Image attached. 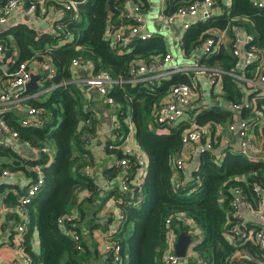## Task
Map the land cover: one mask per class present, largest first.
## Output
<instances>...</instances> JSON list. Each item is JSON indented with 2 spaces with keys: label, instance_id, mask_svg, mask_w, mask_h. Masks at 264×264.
Segmentation results:
<instances>
[{
  "label": "trees",
  "instance_id": "obj_1",
  "mask_svg": "<svg viewBox=\"0 0 264 264\" xmlns=\"http://www.w3.org/2000/svg\"><path fill=\"white\" fill-rule=\"evenodd\" d=\"M7 1L0 0V8ZM34 1L37 0H24V7L28 8ZM66 1L45 0V5L63 9ZM126 1H82L78 5L77 15L73 11H66L51 32L39 33L26 24L17 25L12 30L20 48L19 61L33 57L41 60L43 55H47L56 68L54 76L45 79L40 89H47L41 94L50 92L47 99H39V94L28 100L29 104L44 110L41 125H19L17 117L7 113L12 128L18 131L22 141L30 142L31 150H37V157L0 147V172L4 168L23 170L34 180L37 177L36 167H41L43 172L42 189L38 197L26 206L28 224L23 240L24 251L31 257V264H163L167 220L170 219L176 231H187L193 236L190 245L194 252L186 258V264H233L235 262L231 261V256L241 245L232 243L225 235L232 226L230 223L236 221L230 214L233 192L236 187H241L256 200L253 186L260 184L264 187V160H252L244 153L229 148L224 150L225 155L219 160L217 153L206 150L200 154L197 167L191 174L186 171L176 173L172 157L183 149V138L187 131L192 128L205 130L218 146L220 135H216V130L234 120V111L227 104L212 102L195 114L193 122L188 119L169 125L158 122L157 112L171 87L180 83L193 84L192 72H176L170 77L147 82L115 84L110 90L115 106L100 95L119 121V127L114 128L115 139L105 146L106 152L116 157L106 171L109 179L115 181L109 194H103L96 176H88L84 171L86 165L92 168L96 165L91 145L97 135L98 119L86 112L88 97L86 89L77 83L79 72L72 66L73 60L83 56L84 60L94 63L95 72L107 70L114 78L127 79L131 64L148 63L168 52L167 44L159 34L135 41L132 49L123 53L112 46L108 30L110 26L121 24ZM134 1L142 12L150 7V0ZM165 1V13L170 14L194 0ZM232 1L231 14L225 15L219 26H241L247 34L253 35L251 45L264 54V7L256 6L252 0ZM211 19L198 20L197 28L208 27ZM66 34H70L72 40L62 42ZM208 37L200 38L186 33L182 39L184 53L192 54ZM0 42L6 45L8 54L13 55L7 34L0 35ZM237 60L232 52L220 48L212 56H203L200 63L221 67V95L225 103L232 107L249 97L252 106L243 109L242 114L252 115L254 104L257 109L264 110V95L252 90L246 97L236 76L230 73L236 72ZM243 72L245 76L254 78L260 70L254 64L244 68ZM129 117L135 130L136 145L149 159L142 185L144 200L140 205H121L125 219L111 235L112 240L120 245V250L117 253L113 250L102 251L98 241L87 243L82 231H85L83 225L90 232L93 228L104 229L107 220L99 219L94 227L84 220L94 203H98L96 214L109 197L124 199L131 196L130 192L122 189L120 179L125 169L116 162L124 155L121 145L129 133ZM137 171L138 165L133 163L128 170L132 185ZM178 181H181L180 185L176 186ZM45 192H49L46 197ZM132 195H137V189L134 188ZM10 198L15 205L21 202V196L11 194ZM73 211L78 212V218L67 223V228L77 230L80 240H74L60 227L62 216ZM22 221L19 217V223ZM191 223L199 230L192 231ZM36 229L40 236V252L33 248ZM241 247L259 251L256 244L247 243Z\"/></svg>",
  "mask_w": 264,
  "mask_h": 264
},
{
  "label": "built area",
  "instance_id": "obj_2",
  "mask_svg": "<svg viewBox=\"0 0 264 264\" xmlns=\"http://www.w3.org/2000/svg\"><path fill=\"white\" fill-rule=\"evenodd\" d=\"M85 0H67L65 8L61 9L62 14L66 11H73L75 15L78 12V5ZM258 7L264 6L263 0H252ZM216 3V0H194L189 5L179 6L173 13L166 14L167 21L173 23L179 19L185 20V18H197L200 21L208 20L212 17V6ZM46 4L45 0H37L32 2L28 9L31 12H36L40 7ZM24 0H8L0 8V24L6 23L9 16L19 8L24 7ZM144 13L140 11L139 4L134 0H127L123 14L121 16V26H110L108 30V38L112 46L119 52L123 53L126 50L132 49V44L139 40H146L153 36L149 32L147 24L144 21ZM125 23V24H124ZM189 19L184 21V28H188L191 25ZM60 27V26H59ZM234 37H233V53L237 56L236 62L237 69H240L247 65L257 64L260 72L257 75V79L245 76L246 83L256 85L255 88H251L254 91L259 92L260 95H264V54L258 51L251 42L254 40L253 35L247 34L244 29L239 25H233ZM70 34H66L69 38ZM221 42V36H211L206 38L202 44L197 48L198 54L196 55L195 64L192 67L187 66H171L166 68V64L173 58L170 52H167L163 57L153 58L148 63L140 62L133 63L129 68V77L124 79L123 77L114 78L112 74L107 70L94 71V63L89 60H84L83 56L75 58L72 62V66L77 72L80 68L90 69L89 76L85 78L87 84L94 86L99 94L112 106H115L114 98L110 95V90L115 84L122 85L126 81L132 83L147 82L154 79H161L170 77L176 72H191L196 70L198 73L206 74L211 84H221L220 73L222 69L212 66H204L200 63L203 56L213 55L217 51L218 44ZM47 58H49L47 56ZM45 58L44 60L28 59L24 61L15 60L13 55L8 54L6 45L0 42V144L6 148H16L14 143H21L26 147L30 146L29 141H22L17 130L13 129L10 125L7 113L17 115V112H23L24 117L19 118V125L22 126H39L42 124L44 110L40 107H36L28 103V100L38 97L39 94L44 93L47 89L37 90V92L30 93L27 91V83L31 80L35 73L33 63L39 64V69L43 71L42 85L45 79L52 78L55 74L56 68L54 65ZM232 75L237 76L235 72H230ZM67 82H63L66 84ZM55 86V85H54ZM51 86V87H54ZM195 84L180 83L174 84L170 92L163 99V102L157 112L158 122L164 125L176 124L181 120H191L193 122V116L189 112V108L192 104V99L197 92H195ZM235 108L246 107L250 108L251 104L245 102L243 104L236 103ZM254 118L250 119L244 117V119L237 125V131L240 136L241 152L248 158L256 160L251 155L254 142L252 138V132L254 128L264 120L263 113L258 112ZM182 118V119H180ZM129 122V121H128ZM11 123H14L11 121ZM129 133L124 137L121 148L123 150V156L117 159V163L123 167L124 174L121 177V186L124 192H130L131 196L126 198L115 199L118 207L117 223L118 226L125 219V213L121 205L133 206L140 205L144 200V192L142 185L144 182L145 174L138 172L147 166L148 160L144 153L131 144L134 139V128L132 123L129 122ZM119 127V121L114 120V128ZM9 139V140H6ZM95 138H93L94 140ZM92 140V142H93ZM183 149L173 155V163L177 174L183 172L188 166V162L200 155L206 150H211L217 153V158L221 160L225 153L219 150V147L214 143L210 135H206V131L202 129L192 128L184 134ZM114 147V146H113ZM262 159V158H261ZM260 159V160H261ZM264 160V159H263ZM135 163L138 165V174L131 184V178L128 173L130 166ZM37 177L26 188L25 193L21 196V202L18 204L19 208L24 212V219L16 229L18 235H25L28 216L26 213V206L30 204L39 194L44 183L43 172L41 167H37ZM85 173L88 176L94 177L95 173L90 165H86L84 168ZM4 174H8L5 170ZM181 181L176 183V186L180 185ZM137 189V195H132L133 190ZM253 190L256 194V200L250 197V194L246 193L241 187H236L231 199L232 210L230 214L236 218L235 223L231 224V227L225 232L226 237L232 242L240 244H256L259 248L257 258H252L250 253L242 250H237L231 256L233 264H264V187L260 184H255ZM244 210H247L249 214L255 217L261 225L255 227H249L246 224L244 218ZM78 218V212L73 211L65 214L60 219V227L68 234H70L74 240H80L81 236L77 230L73 228H67V223L74 222ZM168 221L167 237H166V249L165 254L162 257L163 264H179L182 260L176 253V243L179 232ZM117 231V226H111L109 230L102 234L101 237V250L108 251L113 250L119 252L120 245L113 241L111 235ZM119 257L117 256V259ZM22 264H31V257L28 254H24ZM205 264V263H204Z\"/></svg>",
  "mask_w": 264,
  "mask_h": 264
},
{
  "label": "crops",
  "instance_id": "obj_3",
  "mask_svg": "<svg viewBox=\"0 0 264 264\" xmlns=\"http://www.w3.org/2000/svg\"><path fill=\"white\" fill-rule=\"evenodd\" d=\"M156 1L157 0H150L149 9L146 12H143L145 17L144 21L147 24L149 32H151L152 34H159L164 38L167 44L168 52H170L173 56L170 62H172L174 59L173 50L171 49L172 45L170 41V35H173L175 37L174 45H179L181 47V50L183 52L182 56L184 59L191 57L196 59V55L199 52L195 50L190 55L184 53V49L182 47V39L185 37L186 33L191 36L198 35L200 38L204 37L205 35L209 37H211L212 35L213 36L220 35L221 42L218 44L217 51L218 49L222 48L225 50H229L230 52H232V54H234L233 53L234 24H230L225 28L219 26L220 22L225 18V15L229 16L231 14L230 12L232 8V2H233L232 0H216V3L212 6L213 15L211 17L212 19L210 20L211 24L208 27L197 28L196 22L199 20L198 17L185 18V20L189 19L192 22L191 25L188 27L190 28L192 26L189 30L188 28H184L183 24L185 20L183 19H179L173 23L167 21L165 17L166 1L165 0H159V2ZM153 3H155L156 5L159 4V8L156 9L154 14L151 16L152 17L151 20L149 19V12L152 9ZM63 16L64 14H62L61 9H58L51 5H44L40 7L36 12H31L28 8L22 7L14 11L9 16L6 23L0 24V35L2 34L8 35L13 48L12 54L14 57L17 55L19 59L21 54L20 48L16 39L13 36V31H12L15 26L20 24H26L36 29L39 33L51 32L55 29L56 24L60 23ZM243 19H247V18L243 17ZM157 20H160V22ZM120 23L121 24L119 26L122 25V22ZM165 23L170 24L169 30L166 28ZM65 40L68 41L72 40V36H69V38L66 37V39H64L62 42H65ZM216 52H214L213 54H215ZM43 56H44L42 58L43 60L47 58V55H43ZM31 59L40 62V60L35 57ZM47 59L49 62L52 63V59L50 57ZM33 64L35 70L34 74H41V78L38 80V84H40V87L37 90H39L42 86V77L44 76V73L42 70L39 69L40 68L39 64L35 62ZM181 66L192 67L193 65L184 64ZM247 66H244L240 69H237L236 67V72H235L236 74H238L236 78L242 89L245 91L246 97L248 95L247 93L252 92V89L255 88L256 86L249 83L247 84L244 79L246 74H244L243 70ZM215 67L221 69V67L219 66H215ZM81 70H86L85 74H82ZM90 72H91L90 69H88L87 67L80 68L78 73L77 83L81 84L86 89V95L88 97L86 102V106H87L86 112L88 113L90 112L91 115L96 116L98 119V126L96 129L97 135L91 145V150L96 159V165L93 168V170L96 176V181L100 184L101 189L103 190V194H109V191L113 187L115 181L114 179H109L110 176H108L106 171L115 162L116 157L113 156L112 153H107L105 150V146L108 141H111L116 137V134L114 133V120L116 119V115H115L116 113H114L111 108L109 109V107L106 106L97 89L94 86H91L86 83L85 78L89 76ZM191 72L193 73V84L195 83L194 76H196L197 77L196 85L199 86L201 95L204 96H202L203 98L199 99L200 97L197 96V94L194 95L192 99V104L189 108L190 114H192V116L194 117L196 113H198L202 108L211 105L212 102H222L224 104H227V106H229L234 111L233 113L234 120L223 126H219L218 129L216 130V135L217 136L220 135L218 147L219 150L223 153L224 150L227 148L233 151L241 152L240 136L237 131V125L244 119V117L252 119L257 114H259L258 112H262L264 117V110L257 109L254 104V108L252 109V113L254 112V114L252 115L250 114L246 116L243 115L242 111L243 109H246V107L235 108L234 106L235 104L231 107L230 104L225 103V100L221 95V84H211L206 74L197 73L198 75H195L193 70H191ZM257 77L258 76H255V79H257ZM37 90L31 91L27 89V91L30 93H34ZM245 102H249L250 104L253 103L249 97L246 98L240 104H243ZM16 114L17 115L15 116L17 117L16 118L17 121H19V118L25 116L23 112H17ZM129 120L130 117L128 118V121ZM251 135L255 146L251 151V155L257 157L255 158L256 160H260L261 158L264 159V120L263 119L262 122H260V124H258L254 128ZM133 137L134 139L132 140L131 144L137 147L135 141V130ZM13 145L16 148H12V149L21 151L24 155L26 154L33 158H36L38 155L37 150H31L29 147H26L21 143H14ZM0 147H4V146L0 144ZM144 155L149 161L147 155L145 153ZM196 167H197V156L188 162V166L186 167L184 172L186 171L187 174H191V171ZM37 169L38 168L36 167V173L38 171ZM147 169H148L147 167H144V169H141L138 172L140 173L143 172L142 174H145L146 176ZM5 170L8 171V174L6 175L4 174ZM33 181L34 179H32V177L29 176L28 173H26L23 170L13 171L10 170L9 168H4L0 172V264H22L21 259L25 254L24 246H23L24 237L22 238L21 235L20 236L18 235L16 227L23 222L22 220L24 219V212L19 208L18 204L16 205L13 204L15 201L13 202V199L10 198V195L15 194L16 196H22L25 193L26 188ZM97 205L98 203H94L93 208H90L88 210L87 217L85 218L84 221H86L89 226L92 225L94 227L95 224L99 221V219L102 221L107 220L108 222L106 221V228L104 229L93 228V230L90 232L87 229V226L83 225L85 231L83 230L82 234L85 241H87V243L89 244L90 242L98 241L99 247L101 249L102 234L106 233L112 225L115 227L118 226L117 223L118 207L116 205L115 198H111V197L108 198L104 207L95 214ZM262 207H264V205ZM243 214L245 220L247 221L246 222L247 226L255 227L261 225L259 220L251 216L247 210H244ZM19 217L22 221L21 223H19ZM191 226L193 229L192 231L199 230V228L194 223H191ZM241 245L243 246L245 244H241ZM241 245L239 246L240 248L238 247V250H242L244 252L250 253V256L252 258H257L259 253L258 250L252 251L249 248L241 247ZM33 248L36 252H40V236L38 233V229L34 231ZM193 252H194L193 248L190 245L187 256L185 257V259L182 258L179 264H186L187 261L186 258L192 255Z\"/></svg>",
  "mask_w": 264,
  "mask_h": 264
},
{
  "label": "rangeland",
  "instance_id": "obj_4",
  "mask_svg": "<svg viewBox=\"0 0 264 264\" xmlns=\"http://www.w3.org/2000/svg\"><path fill=\"white\" fill-rule=\"evenodd\" d=\"M156 2H159V0H157ZM159 8V4L158 5H156L155 3H153V5H152V9L150 10V12H149V19H151L152 20V15L154 14V12H155V10L156 9H158ZM150 21V20H149ZM157 21H159L160 22V20H157ZM165 26H166V28L169 30V28H170V24H168V23H165ZM157 31H158V29H157ZM174 36L173 35H170V41H171V45H172V47H171V49L173 50V54H174V59H173V61L172 62H170V63H167L166 64V68H169V67H171V66H175V65H184V64H188V65H194L195 64V59L194 58H186V59H184L183 58V56H182V54H183V52H182V50H181V47L179 46V45H174ZM18 59V56L16 55L15 56V60H17ZM191 67V66H190ZM193 72L195 73V75H198V74H203V73H198L196 70H193ZM198 73V74H197ZM202 76V75H201ZM194 82L196 83L197 82V77L196 76H194ZM194 83V84H195ZM198 86V85H197ZM195 92H197V96H199L200 98L199 99H201V98H203L202 96H204V95H201V91H200V88H199V86L198 87H196L195 89ZM50 95V92L48 91L47 93H45V94H41L39 97V99H41V100H45V99H47V97ZM180 119H182V118H180ZM147 166H148V163H147ZM146 166V167H147ZM49 194V192H46L45 193V197L47 196ZM54 198H55V196H54Z\"/></svg>",
  "mask_w": 264,
  "mask_h": 264
},
{
  "label": "water",
  "instance_id": "obj_5",
  "mask_svg": "<svg viewBox=\"0 0 264 264\" xmlns=\"http://www.w3.org/2000/svg\"><path fill=\"white\" fill-rule=\"evenodd\" d=\"M86 70H81L82 74H85ZM41 78V74H33L31 80L27 83L28 90H37L40 87L38 80ZM87 87V86H86ZM200 159V155L197 156V160ZM193 241V236L187 231H180L176 243V253L179 257L185 258L187 256L189 246Z\"/></svg>",
  "mask_w": 264,
  "mask_h": 264
}]
</instances>
